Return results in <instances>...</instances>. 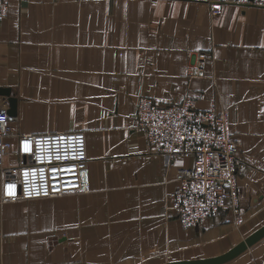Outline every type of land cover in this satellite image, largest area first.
Instances as JSON below:
<instances>
[{"label": "crops", "instance_id": "obj_1", "mask_svg": "<svg viewBox=\"0 0 264 264\" xmlns=\"http://www.w3.org/2000/svg\"><path fill=\"white\" fill-rule=\"evenodd\" d=\"M4 1L0 88L16 97L4 164L15 162L21 133L80 130L90 188L0 202V264L212 257L264 224L263 7L225 4L213 15L206 0ZM140 96L158 104L191 96L198 108L226 111L242 222L220 211L182 225L168 196L193 158L147 143L135 121ZM222 264H264V236Z\"/></svg>", "mask_w": 264, "mask_h": 264}, {"label": "built area", "instance_id": "obj_2", "mask_svg": "<svg viewBox=\"0 0 264 264\" xmlns=\"http://www.w3.org/2000/svg\"><path fill=\"white\" fill-rule=\"evenodd\" d=\"M213 15L225 4L258 6L264 0H206ZM8 6L0 0V21L7 16ZM200 69L205 52L199 51ZM191 73V71H190ZM14 117L0 107V202L54 197L87 192L90 188L86 141L83 131L58 130L43 133H21L14 146L16 160L6 166L13 144L7 136L8 123ZM136 126L147 143L156 151L177 158L191 156V166L176 171L179 182L169 193L170 207L183 226H193L220 211H231L235 224L242 222L235 180L238 141L229 130L227 113L196 107L191 96L158 104L140 96L135 109ZM13 186L9 194L8 186Z\"/></svg>", "mask_w": 264, "mask_h": 264}, {"label": "water", "instance_id": "obj_3", "mask_svg": "<svg viewBox=\"0 0 264 264\" xmlns=\"http://www.w3.org/2000/svg\"><path fill=\"white\" fill-rule=\"evenodd\" d=\"M0 94L7 96L8 108L6 113L9 116L16 114V97L10 95L9 88H0ZM264 236V224L255 229L253 232L248 234L234 246L226 250L225 252L212 257L205 258H195L186 260H173L167 261L162 264H222L233 257L237 256L239 253L243 252L248 246L252 245L254 242L259 240Z\"/></svg>", "mask_w": 264, "mask_h": 264}, {"label": "snow or ice", "instance_id": "obj_4", "mask_svg": "<svg viewBox=\"0 0 264 264\" xmlns=\"http://www.w3.org/2000/svg\"><path fill=\"white\" fill-rule=\"evenodd\" d=\"M12 187H13V186H11V185L8 186V188H9V194H10V195L13 194V193L11 192Z\"/></svg>", "mask_w": 264, "mask_h": 264}]
</instances>
